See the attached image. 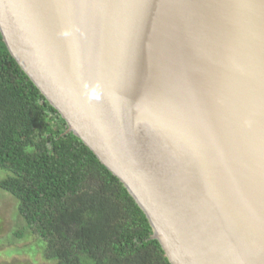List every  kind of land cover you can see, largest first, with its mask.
<instances>
[{"label":"water","instance_id":"obj_1","mask_svg":"<svg viewBox=\"0 0 264 264\" xmlns=\"http://www.w3.org/2000/svg\"><path fill=\"white\" fill-rule=\"evenodd\" d=\"M0 35L169 264H264V0H0Z\"/></svg>","mask_w":264,"mask_h":264},{"label":"trees","instance_id":"obj_2","mask_svg":"<svg viewBox=\"0 0 264 264\" xmlns=\"http://www.w3.org/2000/svg\"><path fill=\"white\" fill-rule=\"evenodd\" d=\"M0 35V189L47 264H169L123 184L66 131Z\"/></svg>","mask_w":264,"mask_h":264},{"label":"rangeland","instance_id":"obj_3","mask_svg":"<svg viewBox=\"0 0 264 264\" xmlns=\"http://www.w3.org/2000/svg\"><path fill=\"white\" fill-rule=\"evenodd\" d=\"M6 175L0 170V179ZM38 242L26 230L17 212V201L0 189V264H47Z\"/></svg>","mask_w":264,"mask_h":264}]
</instances>
